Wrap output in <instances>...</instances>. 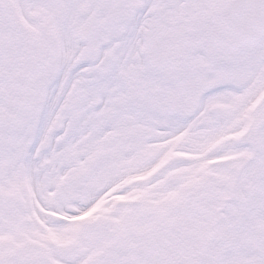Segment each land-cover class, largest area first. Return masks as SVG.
Listing matches in <instances>:
<instances>
[{
  "label": "snow or ice",
  "instance_id": "6c2138e0",
  "mask_svg": "<svg viewBox=\"0 0 264 264\" xmlns=\"http://www.w3.org/2000/svg\"><path fill=\"white\" fill-rule=\"evenodd\" d=\"M0 264H264V0H0Z\"/></svg>",
  "mask_w": 264,
  "mask_h": 264
}]
</instances>
